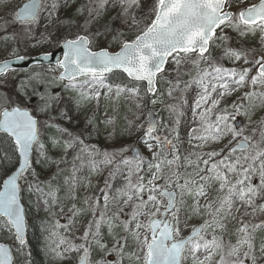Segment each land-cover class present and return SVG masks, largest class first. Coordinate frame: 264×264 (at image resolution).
<instances>
[{"label":"snow or ice","instance_id":"snow-or-ice-1","mask_svg":"<svg viewBox=\"0 0 264 264\" xmlns=\"http://www.w3.org/2000/svg\"><path fill=\"white\" fill-rule=\"evenodd\" d=\"M241 4L245 6L240 8ZM257 37L258 43H250ZM50 45L62 54L55 66L48 52L35 62L43 66L49 61L50 71L60 70L54 80L65 82V89L77 94V107L92 101L99 106L102 98H123L137 109L146 106L142 102L161 103L172 122L158 120L154 110L148 111L146 127L136 123L139 115L135 120L125 117L123 132L131 136L143 130L138 139L150 153L145 156L135 146L101 150L85 145L81 136L91 135L87 126L95 127L94 117L80 135L45 121L44 126L56 128L63 138L65 156L55 161L47 155L40 129L41 116L59 97L33 87V81L43 82L38 81L40 73L29 74L13 93L0 96V143H7L0 151V233L12 240L11 245L0 242V264H20L27 247L23 192L39 193L49 211L57 203L56 190L47 181L45 190L36 165L59 167L77 145L73 161H81L80 167L73 163L71 176L65 179L72 200L81 184L77 173L83 167L82 154L87 153L92 173L99 174L100 165L110 168L101 195L85 198L92 218L80 237L82 243L61 238L51 248L57 257L74 252L79 264H94L95 244L105 256L117 254L116 261L104 264H122L125 258L135 264H185L189 257L192 264H264V238L257 244L258 234L264 233V119L250 134L237 122L243 115L251 123V114L264 108V0H28L11 19L0 22V53L14 57L0 61V88H7L9 73L18 71L14 65L29 59L20 52ZM188 65L196 68L195 76L185 70ZM117 71L132 83H111L109 76ZM160 82L167 84L169 102L163 99ZM193 85L199 89L192 109L198 126L189 132L190 150L185 154L179 126L187 103L184 94ZM243 88L249 90L239 102L222 106ZM33 96L37 100L30 108ZM61 116L72 119L66 109ZM102 123L115 127L112 117ZM109 135L116 139L120 134L114 130ZM60 143L53 140L54 146ZM97 156L102 159L97 161ZM84 179L85 187L91 186L90 178ZM120 180L123 184L116 187ZM69 211V225L57 221V228L68 230L83 209L73 204ZM193 218H202L203 223L182 238V219L186 223ZM233 220L238 224L235 244L223 239ZM104 228L113 237L111 249L103 242ZM129 239L135 245L132 252L125 251ZM62 245L67 247L59 251Z\"/></svg>","mask_w":264,"mask_h":264},{"label":"rangeland","instance_id":"rangeland-1","mask_svg":"<svg viewBox=\"0 0 264 264\" xmlns=\"http://www.w3.org/2000/svg\"><path fill=\"white\" fill-rule=\"evenodd\" d=\"M25 2V0H0V22L4 19H11L13 17L14 12L20 5ZM249 3L256 2V0H248ZM245 5L241 4L239 7L243 8ZM234 11H237L238 9L234 8ZM119 26V25H118ZM233 35H235L233 33ZM131 38V37H130ZM250 43H258V37L254 38L250 41ZM57 46L56 45H50L47 47H39L30 49L27 52H20V55H25L29 57L38 56V54H43L45 52L55 50ZM219 55V51L216 53ZM5 58H11L14 59V57H10L7 52L0 53V61H2ZM226 66L228 65V62H224ZM54 67V66H53ZM167 67L171 68L172 65H168ZM186 71L190 72L192 76L196 75V68L192 65H188L185 68ZM59 69H56L55 71H50L49 67L39 66V67H32L28 69L27 71H17L15 73H9V85L7 88H0V96L11 94L14 91V88L16 84L20 81L25 79L26 76L29 74H35L40 73V76L38 77V81L43 82H37L33 81V87L38 90H44L45 88L55 96L59 97V101L55 103L54 107L51 109V111L47 115L41 116V140L46 146L47 155L51 160L60 161L64 156L65 152L63 149V138H61V134L56 131V128L54 127H47L44 126L45 121H49L50 123L57 124L61 128H66L70 132L73 133V135H80L81 133H84V129L86 127V121L90 117H94L93 123L95 127L88 125V132L91 133L89 136L87 133H84L81 138L84 140L85 145H96L101 150L103 149H113V148H120L121 146H135L139 148L141 153L145 156H150V153L147 152V149L144 147L142 143H140L138 137L143 136V130L140 131H134L131 136L128 135L127 132H123L122 129L126 126V120L125 117H127L129 120H135L136 115H139L140 119L136 121L137 124L145 123L146 124V115L148 114L149 110H154L155 116L158 120L162 121L165 124H171L172 118L170 117V114L165 107L164 104L157 103L156 105H152L150 102H142L146 103V106L141 107L137 109L135 107V104L131 102L125 101L123 98L120 100H109L106 98H102L100 101L99 106H97L95 101H92L90 103L82 104L80 107H77L76 105V96L77 94L73 91L66 90L64 83L60 82L58 80H54V77L58 76ZM118 74V73H117ZM113 74L110 75L112 77H115ZM252 74H255V70H253ZM109 76V77H110ZM14 77V79L12 78ZM185 80L189 79V76L183 77ZM115 82V80H112ZM115 83H121L118 80ZM114 83V84H115ZM132 82H129L127 84H131ZM158 87L161 91L165 92V95L163 96V99L165 102L168 101V97L166 94V88L167 84L165 82H160ZM248 88H243L238 92H234L231 96L227 97L225 101H222V106L224 103L231 104L233 101H238V98L243 95L244 92L248 91ZM32 92V88H29V93ZM199 92V89L193 85V87L189 88L187 92L184 94V98L187 101L186 104L183 105L182 111L184 115L181 117V124L179 126V133L181 137L182 143L180 144V149L182 153H187V151L190 150L189 144H188V135L192 128L197 127L198 123L193 117V104L197 97V93ZM215 95V94H214ZM32 99H35L33 103H30L29 106L34 107L37 97L33 96ZM150 97L147 98V100L150 101ZM129 108H131V111H129ZM66 109L68 111V115L72 117V119L66 120L61 116V110ZM105 113H107V117H112L115 120V127L113 128V125H106L102 123L103 120H105L107 117L105 116ZM52 117H56L55 120H52ZM264 119V108H257L253 114H251V123H249V120L243 116L240 115L237 117V121L240 122V124L245 125V134H250L251 130L253 128L257 127V123ZM119 133V138L114 139L112 136L109 135V133L113 132ZM164 132H161V135H163ZM66 138V136L64 137ZM59 139L60 145L54 146L53 140ZM79 145L75 146L73 149H70L67 153V162L66 163H59V167H57V164L52 163L47 166H40L36 165L37 172L39 174V179L42 182V186L45 187V190H48V185H45L43 182L47 181L48 184L51 185L53 189L56 190V197H57V203L54 204L51 207V210L49 211L48 208L44 205V202L42 199H39V193L36 192H29L24 191L22 194V197H24L28 204H29V213L26 210V216L29 214L31 216V222L36 225L40 231V226L46 224V221L48 222L51 220L52 225H54V228L47 227L45 229L44 234L41 235L42 239L40 241V244L43 248L41 252L44 250H51L52 247H55L56 243L61 238H65L68 242L79 245L82 243V240L80 237H82L87 225L88 221L92 218V209L85 205V198L86 197H93V196H99L101 195L99 192L100 188H103L104 186V179L108 175V171L110 166H104L100 165V173H92L90 168L88 167V160L89 157L87 153L82 154L83 156V167L80 168V171L77 173V176L81 180V184L77 188V199L72 200L68 196V185L65 184V179L71 176V169L73 166V163L76 164L77 167H80L81 161H73V157L79 152ZM213 147H219L218 145H213ZM208 149H205L207 151ZM125 156H128V153L124 154ZM97 161L101 160V156L95 157ZM119 159V157L117 158ZM55 175V179H52V177ZM85 177H89L91 180V186L85 187V184L87 181L84 179ZM123 184V181L120 180L118 183H116V187H119ZM215 195V193H213ZM188 203H191V198H187ZM73 204L76 205L78 209H83L82 212H80L75 218H74V224L69 226L68 230H65L64 227L57 228L56 223L59 221L60 225H69V217L72 215V213L69 211V209L72 208ZM63 209V211H61ZM111 210H113V206L109 205V214L111 213ZM238 215V214H237ZM183 216V214H182ZM239 219V215H238ZM245 220H247V217H244ZM201 223H203L202 218H193L190 220H187L186 223L182 219V223L180 225L181 227V237H185L188 235L193 229L194 226H198ZM27 225L29 226V220L27 216ZM238 227V224L235 220L230 221L227 227V231L223 233V239L226 241H230L231 243L235 244L237 240L236 235V228ZM30 230V228H29ZM43 232V230H42ZM57 233V235H51V233ZM103 232V242L107 244L108 249H111L113 246V237L108 235L107 228L102 229ZM118 235H123V233L119 230H117ZM1 235L3 233H0ZM4 236H7L6 234H3ZM260 238H264V233H259L257 238V244L260 242ZM12 242L10 243V245ZM64 247H67V245H62L59 251H63ZM135 250V245L129 239L128 241V247L125 249L126 252H132ZM73 254L75 258H78V254L74 252H69L67 255ZM28 256V249L27 247L24 249V255L20 259V264H27ZM118 259L116 253H112L111 256H105L103 252H101L100 249H98L95 244L91 246V260L96 264H104V260H110V261H116ZM122 264H135L134 260H130L128 258H125L122 262ZM185 264H192L191 258H187L185 260Z\"/></svg>","mask_w":264,"mask_h":264},{"label":"trees","instance_id":"trees-1","mask_svg":"<svg viewBox=\"0 0 264 264\" xmlns=\"http://www.w3.org/2000/svg\"><path fill=\"white\" fill-rule=\"evenodd\" d=\"M113 79L115 80V82L118 80L121 83H128V81L121 74H117L115 75V77H109V81L111 83H115L112 81ZM5 147H7V143H0V151H2ZM22 204L25 205V207L27 208V212L29 213V204L24 197H22ZM27 216L30 226V232L27 240V249L28 253H31L30 257L27 256V264H73L76 261V258L73 256V254L67 255L66 253L65 258L61 259L49 249L41 252L43 250L40 244V241L42 239L41 235L44 234L47 227L54 228V225H52L51 220H49L45 225H42V227L40 226V231H38L39 228L36 225L34 226V224H32L31 222V216L29 214H27ZM0 240L8 244L12 242L11 238L8 235L4 236L3 234H0Z\"/></svg>","mask_w":264,"mask_h":264},{"label":"water","instance_id":"water-1","mask_svg":"<svg viewBox=\"0 0 264 264\" xmlns=\"http://www.w3.org/2000/svg\"><path fill=\"white\" fill-rule=\"evenodd\" d=\"M26 3H28V0L25 1L23 4H21L20 7H19L16 11H19L21 8H23V6H24ZM49 53H52V54H53V59L51 60V64L55 66V59H56V58H62L61 51H60L59 48L57 47L56 50L50 51ZM39 55H42V54H39ZM27 57H28V56H27ZM36 57H37V56L29 57L28 60H26L25 62H22V63H17L16 65H14V67H15L16 69H18V70H21V71L28 70V69L31 68V67H39V66H41V65L36 64V62H35V58H36ZM48 65H49V61H44V62H43V66L48 67ZM117 73H121V74L124 76L125 79L129 80L130 82H132V81L127 77L126 74H124V73H122V72H119V71H117V72L114 73V74H117ZM110 75H111V74H110ZM34 100H35V99H32V100L30 101V103H33ZM147 119H148V115L146 116V121H147ZM146 121H145V122H146ZM237 122L240 123L239 121H237ZM145 127H146V124H145ZM0 135H2V134H0ZM26 222H27V217H26ZM190 233H191V231H190ZM190 233H189V234H190ZM189 234H188V235H189ZM27 235H28V228H27V232H26V239H28V238H27ZM188 235H187V236H188ZM187 236H186V237H187ZM75 264H79V261L77 260V262H76Z\"/></svg>","mask_w":264,"mask_h":264}]
</instances>
